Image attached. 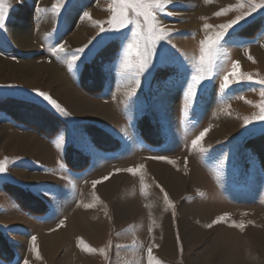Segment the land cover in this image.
I'll list each match as a JSON object with an SVG mask.
<instances>
[{"label": "rangeland", "instance_id": "374dc122", "mask_svg": "<svg viewBox=\"0 0 264 264\" xmlns=\"http://www.w3.org/2000/svg\"><path fill=\"white\" fill-rule=\"evenodd\" d=\"M110 2L71 0L56 17V0H4L0 160L8 158V170L0 174V262L264 264V121L253 120L264 103V86L245 82L219 89L234 61L240 75L264 79V10L237 26L241 43L224 45L218 74L205 81L199 103L185 116L181 81L192 70L188 61L200 55L203 25L227 23L243 0H174L168 6L174 15L159 13L172 37L158 55L167 50L169 58L139 78L130 99L136 68L124 67L118 42L94 47L105 34L97 35L93 22L109 19ZM37 5L49 11L37 12ZM226 7L232 10L214 16ZM84 11L92 20L82 18ZM77 31L83 34L78 41ZM93 37V52L75 70L49 51L57 42L74 50ZM33 90L48 93L70 115L57 113ZM244 118L251 123L246 126ZM205 128L201 144L208 151L192 150L191 141ZM81 138L92 150L82 147ZM159 155L174 163L150 159ZM141 164L136 176L115 171ZM94 180H101L95 188ZM220 216L224 221L207 227Z\"/></svg>", "mask_w": 264, "mask_h": 264}, {"label": "snow or ice", "instance_id": "6c2138e0", "mask_svg": "<svg viewBox=\"0 0 264 264\" xmlns=\"http://www.w3.org/2000/svg\"><path fill=\"white\" fill-rule=\"evenodd\" d=\"M71 0H56L51 7V11L56 17L62 15V10H67V4ZM174 0H111L108 5L107 11L111 13V16L106 22L94 21V25L99 28V33L105 34L94 46L96 49H102L105 47V42L113 43L118 42L119 49L118 52L122 54L124 59V67H135V87L131 89L128 93L129 99L137 94V89L141 86L140 77L146 74L151 75L157 69V61L161 66L165 65L168 60L167 50L158 55V47L163 44H171L172 30L166 28L160 19L159 13H164L165 15L172 16L174 13L168 10V6L173 4ZM210 0H205V3H209ZM235 8L239 9L240 12L234 18L230 19L227 23H221L219 25L213 26L209 23H204L203 30L205 31L204 39L200 40V55L198 57L192 58L188 61V65H191L192 70L190 73H185L184 79L181 81L183 86V111L184 115L187 116L189 112L193 109V106L199 103L197 97L199 92H203L206 88L205 81L211 82L213 77L218 74L221 65L218 61L221 56L226 57L227 52L224 51V45L231 40L233 43L240 44L235 37L237 26L243 28L245 24L249 23V18H253L254 13L261 12L264 10V0H243V2L238 3ZM37 12H46L49 9L41 8L37 5ZM231 7L222 8L214 13V16L220 17L231 11ZM88 20H92L91 14L87 11L83 12V17ZM202 19H204L202 17ZM254 19V18H253ZM243 22V23H242ZM107 25L105 27L104 25ZM132 25L130 35H124V30ZM6 27V9L4 6V0H0V30ZM215 27L217 30L209 35L207 34L209 30ZM231 30V31H230ZM55 31V30H54ZM96 37L89 39L88 43L74 50H69L65 43L57 42L52 46L49 51L52 56L56 57L58 60H66L68 68L75 70L79 64L84 63V57L87 53L93 52V41ZM175 48V45H171ZM4 53L0 52V56ZM135 58V63L133 64L132 58ZM13 59H15L13 57ZM249 60L253 58L249 55ZM255 62V61H253ZM108 66H105L107 70ZM187 67V66H184ZM240 64L238 61L232 62V71L223 75V81L219 85V89L222 93L229 90L231 86L241 83H255L260 86H264V79L255 80L251 74L240 75L238 69ZM37 98H42L46 101L53 109L56 110L62 116H69L70 113L61 106L55 99H53L48 93L33 90ZM260 96L264 98V87L260 89ZM253 120L264 121V103L260 105V112L258 116H254ZM251 121L248 118H244V124L247 126ZM209 131L205 128L199 133V135L191 141V149L198 150L200 153H206L208 149L202 146L201 142L204 139L206 133ZM63 137H59L55 143L57 147L60 146ZM81 145L86 150H92V146L83 138H81ZM229 156L226 154L220 161L219 164L223 166L225 159ZM154 160H167L168 163L172 164L174 161L168 160L167 157L159 155L150 157ZM65 164L60 163V168H64ZM144 165L141 164L137 168L129 167L127 169H116V172L126 171L133 176H136L139 169H143ZM8 170V158L5 157L0 160V174H5ZM109 179L108 176L103 177V180ZM141 182H143V175L140 176ZM101 180L92 181V187L95 188ZM163 192V189L161 188ZM164 200L172 206V202L168 199L167 192H163ZM93 204H85V208H92ZM225 216H220L214 220L207 227L211 228L214 224L224 221ZM64 221H60V225H63ZM243 229V225H237ZM52 231H55L53 229ZM37 237L35 235L31 236V243L33 251L39 258V252L36 248ZM158 247V245H156ZM88 252H95V249L88 248ZM103 254L104 249H100ZM149 257L152 255V248L147 249ZM2 264V262H0ZM19 264V262H18ZM23 264H30L28 259L23 260Z\"/></svg>", "mask_w": 264, "mask_h": 264}, {"label": "bare ground", "instance_id": "6f19581e", "mask_svg": "<svg viewBox=\"0 0 264 264\" xmlns=\"http://www.w3.org/2000/svg\"><path fill=\"white\" fill-rule=\"evenodd\" d=\"M224 4H225V3H224ZM79 30H80V29H79ZM76 36H77V37L75 38L76 41H78L77 39L83 38L82 31H77V32H76ZM25 41H26V40H25ZM25 41H24V42H25ZM26 44H27V43H26ZM23 45H24V44H23ZM30 45H31V44H30ZM19 46H20V45H19ZM95 60H96V59H95ZM40 67H41V66H40ZM38 71H39V70H37V72H38ZM68 100H70V99H68ZM41 148H42V147H41Z\"/></svg>", "mask_w": 264, "mask_h": 264}]
</instances>
